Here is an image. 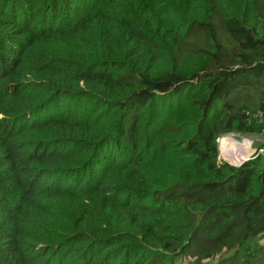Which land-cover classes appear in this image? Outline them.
I'll list each match as a JSON object with an SVG mask.
<instances>
[{
	"label": "trees",
	"instance_id": "trees-1",
	"mask_svg": "<svg viewBox=\"0 0 264 264\" xmlns=\"http://www.w3.org/2000/svg\"><path fill=\"white\" fill-rule=\"evenodd\" d=\"M264 0H0V264H264Z\"/></svg>",
	"mask_w": 264,
	"mask_h": 264
},
{
	"label": "rangeland",
	"instance_id": "rangeland-1",
	"mask_svg": "<svg viewBox=\"0 0 264 264\" xmlns=\"http://www.w3.org/2000/svg\"><path fill=\"white\" fill-rule=\"evenodd\" d=\"M264 137L225 135L218 139L219 159L232 166H241L250 160L259 150L255 143H263ZM255 152V153H254ZM259 152H264L260 150ZM177 264H193L189 260H181Z\"/></svg>",
	"mask_w": 264,
	"mask_h": 264
},
{
	"label": "water",
	"instance_id": "water-1",
	"mask_svg": "<svg viewBox=\"0 0 264 264\" xmlns=\"http://www.w3.org/2000/svg\"><path fill=\"white\" fill-rule=\"evenodd\" d=\"M255 153V152H254ZM256 154V153H255ZM253 156V155H252Z\"/></svg>",
	"mask_w": 264,
	"mask_h": 264
}]
</instances>
